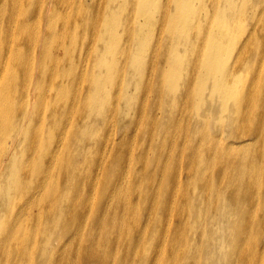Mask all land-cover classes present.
Listing matches in <instances>:
<instances>
[{
  "label": "bare ground",
  "instance_id": "6f19581e",
  "mask_svg": "<svg viewBox=\"0 0 264 264\" xmlns=\"http://www.w3.org/2000/svg\"><path fill=\"white\" fill-rule=\"evenodd\" d=\"M0 264H264V0H0Z\"/></svg>",
  "mask_w": 264,
  "mask_h": 264
},
{
  "label": "rangeland",
  "instance_id": "374dc122",
  "mask_svg": "<svg viewBox=\"0 0 264 264\" xmlns=\"http://www.w3.org/2000/svg\"><path fill=\"white\" fill-rule=\"evenodd\" d=\"M112 120H113V122H115V123H116V121H117L116 118H113ZM136 128H138V126H135V129H136ZM119 130H120V129H119ZM120 131H122V130H120Z\"/></svg>",
  "mask_w": 264,
  "mask_h": 264
}]
</instances>
